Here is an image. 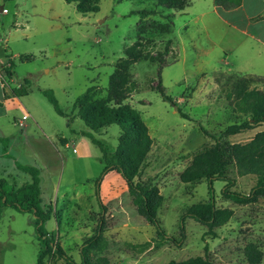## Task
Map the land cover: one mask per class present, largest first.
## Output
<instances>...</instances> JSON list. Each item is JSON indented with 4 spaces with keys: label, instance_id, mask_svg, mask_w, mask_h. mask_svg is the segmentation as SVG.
<instances>
[{
    "label": "rangeland",
    "instance_id": "obj_1",
    "mask_svg": "<svg viewBox=\"0 0 264 264\" xmlns=\"http://www.w3.org/2000/svg\"><path fill=\"white\" fill-rule=\"evenodd\" d=\"M93 1L84 2L83 9L94 11ZM198 1L190 0L183 12H175L158 0H100L97 12L82 14L67 0H0V137L9 139L0 143V178L19 187L30 181L19 165L40 170L42 206L53 210L45 227L78 263L83 242L96 233L101 220L103 240L93 252L100 264H168L205 257L206 247L216 262L247 264L244 249L249 243L264 251V197L249 205L226 201L225 182L220 180L213 182L214 199L218 207L233 209L234 216L216 230V237L207 235L208 229L193 219L186 220L181 247L159 237L138 214L122 175L109 172L102 177V152L87 136L93 134L111 154L118 146L120 127L91 131L74 105L94 87L97 107L104 112L112 106L106 100L110 77L116 64L127 58L125 50L139 42L156 61L142 59L130 68L140 89L126 103L140 112L153 138L136 181L159 188L164 202L158 216L166 233L179 240L186 209L211 198L206 180L186 184L180 175L195 155L213 147L217 139L229 163L226 173L236 181L233 190L250 194L257 177L239 173L229 148L250 142L264 124L224 135L240 119L232 114L216 83L222 71L198 69L193 61L192 18ZM143 10L153 14L136 13ZM159 61L165 64L161 77L166 95L177 105L155 90ZM22 85L28 94L13 97L11 89ZM255 86L264 89V82ZM43 90L53 91L65 116L55 111ZM39 251L33 215L3 208L0 264H37ZM44 264L66 263L55 257L46 258Z\"/></svg>",
    "mask_w": 264,
    "mask_h": 264
},
{
    "label": "trees",
    "instance_id": "obj_2",
    "mask_svg": "<svg viewBox=\"0 0 264 264\" xmlns=\"http://www.w3.org/2000/svg\"><path fill=\"white\" fill-rule=\"evenodd\" d=\"M86 1L90 0H67L68 3H75L78 11L82 14L99 10L96 5L99 4L100 0L93 1L94 11H85L83 9V3ZM189 1L158 0L160 5L175 12H183ZM241 2L242 0H215L217 6H222L226 9L238 7ZM136 13L149 16L153 14V11L143 10ZM170 18L168 16L167 20L170 21ZM143 34L138 35L139 41L143 40ZM168 43L170 44V41ZM168 48L167 46V55L170 52V48ZM124 53L127 58L116 64L115 71L110 77L106 99L108 103L112 104L109 107L110 110L103 112L97 107L100 102L95 100L94 94L92 95L94 87L87 89L82 96L76 99L74 104L79 118L91 131H99L111 125L120 127L118 146L111 154H109L108 149L101 141L94 138L93 134L87 133V136L102 152V161L105 164L102 177L109 172H117L122 175L138 214L155 228L156 234L162 239L169 240L181 247L186 239L185 223L187 219H193L205 226L208 229L206 234L216 237V230L231 220L234 216V210L217 206L213 194L214 181L225 182L222 198L238 205L254 204L261 197H264V130L257 133L250 142L233 144L229 148L231 160L239 173L257 177V184L248 195L233 190L236 181L226 173V167L229 163L224 160L219 139H217L213 147L193 157L191 164L181 173V181L188 184L206 180L209 184L211 198L207 202H200L186 209L180 220L179 240L168 235L158 216L164 202V197L159 188L152 183L136 181L152 149L153 138L140 112L126 103L130 96L140 89L137 81L131 78V66L142 59L152 62L156 61V59L150 56L147 47L142 44L139 45V42L128 47ZM159 64V82L155 90L161 93L166 100L171 101L173 105H177L166 95L161 77L165 64L162 61H159ZM9 75L13 77L12 73ZM262 82H264V78L261 77L243 76L236 73H219L216 83L224 93L232 109V114L237 115L240 119L239 122L227 127L224 131L225 136H234L264 124V89H259L255 86ZM27 94L26 85L11 89L13 97H22ZM43 94L53 105L55 111L59 115L65 116L53 91L43 90ZM182 116L188 118L185 114H182ZM8 142V138L0 137V143ZM7 152L8 147L5 148V153ZM18 169L29 175L30 181L16 187L8 180L0 178V217L3 208L6 207L33 215L37 239L40 245L37 264H44L46 258L55 257L64 260L66 264H100L94 257L93 252L99 248L103 240L104 220L100 221L96 233L83 242L80 248L81 262H76L71 256L66 254L56 238L45 227L46 223L52 218L53 210L51 206H42L40 170L35 166L29 165H19ZM102 177L96 183L97 198L99 197ZM99 202L102 210H105L100 200ZM205 251V257L197 256L179 262L170 261L168 264H222L209 258L208 247H206ZM244 255L247 264H262L264 260V251L255 243H249L245 247Z\"/></svg>",
    "mask_w": 264,
    "mask_h": 264
},
{
    "label": "crops",
    "instance_id": "obj_3",
    "mask_svg": "<svg viewBox=\"0 0 264 264\" xmlns=\"http://www.w3.org/2000/svg\"><path fill=\"white\" fill-rule=\"evenodd\" d=\"M192 25L190 44L198 69L264 78V0H242L232 9L200 0Z\"/></svg>",
    "mask_w": 264,
    "mask_h": 264
},
{
    "label": "built area",
    "instance_id": "obj_4",
    "mask_svg": "<svg viewBox=\"0 0 264 264\" xmlns=\"http://www.w3.org/2000/svg\"><path fill=\"white\" fill-rule=\"evenodd\" d=\"M3 11H4V13H7V10H3ZM19 126H20V127H23V126H24V123H23L22 121H20V122H19Z\"/></svg>",
    "mask_w": 264,
    "mask_h": 264
}]
</instances>
